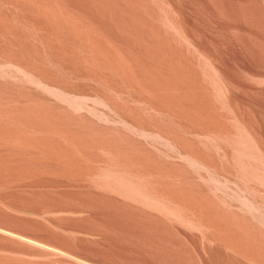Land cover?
I'll return each instance as SVG.
<instances>
[{"label": "bare ground", "instance_id": "1", "mask_svg": "<svg viewBox=\"0 0 264 264\" xmlns=\"http://www.w3.org/2000/svg\"><path fill=\"white\" fill-rule=\"evenodd\" d=\"M0 264H264V0H0Z\"/></svg>", "mask_w": 264, "mask_h": 264}]
</instances>
